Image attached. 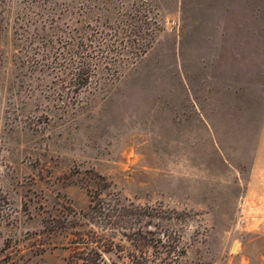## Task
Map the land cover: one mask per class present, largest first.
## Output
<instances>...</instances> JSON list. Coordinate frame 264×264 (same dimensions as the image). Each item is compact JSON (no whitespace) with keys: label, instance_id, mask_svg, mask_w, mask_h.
<instances>
[{"label":"rangeland","instance_id":"obj_1","mask_svg":"<svg viewBox=\"0 0 264 264\" xmlns=\"http://www.w3.org/2000/svg\"><path fill=\"white\" fill-rule=\"evenodd\" d=\"M130 22L82 88L49 54ZM263 124L264 0H0V264L145 263L134 229L156 264H264Z\"/></svg>","mask_w":264,"mask_h":264},{"label":"trees","instance_id":"obj_2","mask_svg":"<svg viewBox=\"0 0 264 264\" xmlns=\"http://www.w3.org/2000/svg\"><path fill=\"white\" fill-rule=\"evenodd\" d=\"M141 32L142 26L132 24V22L128 23L126 28L118 26L114 30V33H110L108 31H96L97 39L88 37L87 43L83 42L81 44V50L76 52H73V49L76 45V37L73 34H69L63 37H58L57 41L59 43V46L55 51H53V49H50L49 54L50 52H53V59H57V61H59V65L61 67L60 69L68 70V75H71V78L75 79V81H77V83H79L82 88V86L88 85L92 77L95 76V70L100 60H102L103 58L107 59L109 56L111 59H114L115 55L119 53L122 54L121 51L123 49H126L128 44L134 46L136 44V41L139 40ZM21 38L27 37L22 36ZM149 44L150 43L145 44V47L143 48L137 47L136 50H131L130 53L132 54V58L138 59L139 57L144 55L147 51V48L149 47ZM49 54H46L43 60L48 59L47 55ZM28 62L30 63L31 59ZM130 231H132L131 228ZM148 233L150 232L147 230L145 232L134 229L132 233L127 235V237L131 245H133L134 247H136L137 245L140 246V249L137 250L143 253V257L145 258V263L140 262L141 264H156V261H158L160 257L156 256V254L154 253L151 254L152 252L147 251V249L145 250V248L158 250L159 246L157 245V243H153L152 239H149L147 237ZM82 236L85 237V241H83L82 243L85 244V248L87 250L95 251L96 249H98L91 247V243L94 242L91 240L93 238L92 235L83 234ZM97 242L99 243V241ZM142 246H144V248H141ZM112 247L113 246L109 248ZM105 250L111 251L112 249ZM166 251H168V249ZM147 252H149V256H153V258L149 259V256L146 257L145 255L147 254ZM159 254L161 255V253ZM85 262H87V264H93V255L92 257L89 256L88 259H85ZM168 262L169 261H166L165 263L168 264Z\"/></svg>","mask_w":264,"mask_h":264},{"label":"crops","instance_id":"obj_3","mask_svg":"<svg viewBox=\"0 0 264 264\" xmlns=\"http://www.w3.org/2000/svg\"><path fill=\"white\" fill-rule=\"evenodd\" d=\"M251 191H264V124L261 128L256 156L251 169Z\"/></svg>","mask_w":264,"mask_h":264}]
</instances>
